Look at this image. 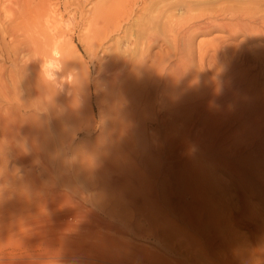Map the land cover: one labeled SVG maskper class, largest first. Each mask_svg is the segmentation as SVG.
I'll use <instances>...</instances> for the list:
<instances>
[{"label":"bare ground","instance_id":"bare-ground-1","mask_svg":"<svg viewBox=\"0 0 264 264\" xmlns=\"http://www.w3.org/2000/svg\"><path fill=\"white\" fill-rule=\"evenodd\" d=\"M135 1L109 0L111 30L120 29L121 23L129 20ZM197 1L190 0L189 4L180 8L181 12L185 11L186 13L187 22L183 25L180 24L183 18L180 14L178 16L171 12L168 15L166 29L171 33L174 45L186 44L187 36L193 30L210 28H217V30L219 28L231 36L242 34L246 39L264 37V0H217L220 1L219 6L207 13L203 12L204 9L197 8ZM203 1L208 2L209 0ZM160 4L159 6H161ZM54 6L47 3L46 0H22L21 2L17 0L16 7L11 10L12 17L6 23L3 18L1 19V14L6 12L9 7H6L5 0H0V59L11 66L9 69L4 64L0 66V96L5 101L3 105L0 104V189L2 190L0 193V202H2L0 203V264H36L37 259L42 261L49 256L62 259V256H67L69 253H74V255L77 253L90 254L89 252L93 251L88 245H81L77 248L70 247L68 244L71 238L81 239L85 233L93 231L94 226L90 222L92 221L90 215L93 214V211L88 209L90 215L86 211L77 212V215L75 212L73 213L74 217H82L81 223H77L73 218V220L71 219L73 223L67 224L68 232L53 233L52 239L47 240L46 230L58 227L57 221L60 219L57 220V218L56 221L53 218L45 217L44 210L50 208L54 203H63L62 205L72 203L71 197L70 194H63V192L55 194V197L49 200L46 184L44 185V182L42 183L40 179L38 180L30 173L34 161L43 163L44 167L50 166L49 169L46 168L50 176L63 171L64 162L60 158H56L64 150L70 151L73 148V139L81 126L75 129L79 114L77 113L78 109L70 107L71 104L74 106L73 101L75 100L74 96L70 97L69 95L72 88L67 93L65 92L66 97L62 98L60 95L62 92L60 86L63 70L61 54L64 32H59L61 20L59 16L61 17V14L59 13L60 15L58 14L57 17V11L55 9V12L53 9ZM211 8L213 7H210L209 10ZM7 16L9 17V15ZM156 36L154 33L145 36L148 46L157 41ZM130 42L133 43L131 39ZM218 47H216V51H218ZM148 54L143 53L140 55L141 57L136 58V56L133 59L126 57L127 55H124L125 57L113 56L112 62L109 63V74L101 73L102 76L100 75L94 83V91L97 93L99 89L105 93L107 99L109 98V120L112 124L115 127H122L128 134L130 132L138 133L141 137L138 144L129 147L134 157L138 158V163L135 164L137 165L136 170L139 169L140 172L148 176L149 172L156 169V159L160 157V151L167 149L168 155H165L169 159H167V163L164 162V171L156 173L155 179L153 177L139 178L138 184L130 187L144 193L137 204H147L150 201L146 197L148 194L150 197L168 199L174 191H177L178 186L174 185L176 173L172 160L176 141L175 133L180 134L191 127L207 131L227 130L229 135L234 132L240 134L245 130L251 132L264 129V85L247 77L243 71L241 73L242 64L237 65L235 62L236 65L234 63L231 66V71L228 69L230 75L228 79L216 81V79H212L214 71L210 68L204 70L206 75L200 76L197 73L184 72L183 69L181 73L182 70L177 71L178 68L173 67L175 64H171L176 70L175 72L174 69H166L167 66L169 67V63L168 57L164 54V57L158 58L155 56L150 58ZM149 59L151 60L150 65L147 64ZM181 61L185 62L179 56L177 61H174L177 63L176 67ZM188 61L190 62V60ZM199 67L201 66L199 65ZM202 82L205 84L204 87V84L201 85ZM86 83L87 92L91 93L93 83L89 80L88 75ZM93 116L91 109L89 117ZM86 126H82L80 130L89 132L90 130ZM110 130L109 126H102L92 142L82 143L83 145L88 144L82 146L85 148L84 154L92 151L88 146L103 144V147L109 148L107 133ZM154 132L158 134L155 135ZM73 149L71 161L74 172L77 174L79 172L77 157L82 153L77 148ZM114 150H118L119 155L127 160L133 158L122 145H117ZM196 152L188 153L185 159L188 166L182 167V165L179 169L178 173L183 180L181 188H179L183 192L186 188L196 197L200 195V199H203L201 189L206 181V170L201 164L205 159L216 162L222 152L220 149L209 146L197 147ZM262 155L261 161L264 163V153ZM255 157L256 152L252 151L238 159L242 165L240 170H237L239 180H234L233 184L237 187L238 204L243 207L242 216L248 214L249 217L255 218L252 229H246L248 235L244 241H249L251 247L254 246L256 254L264 257V212L261 211V207L258 209L251 203L255 196L264 203V167L257 166ZM82 159L84 158L82 157ZM11 160L27 166L25 176L14 177L13 172L16 167L9 168ZM85 163L86 169H83L86 173L91 167L88 166L90 163L87 164V161ZM135 165H133V169ZM162 165L164 167V164ZM76 179L79 185L85 186L87 189L90 188L91 184L85 177L78 174ZM239 182L246 185L247 189L239 188ZM3 183L12 187V190L8 191L6 187H1ZM75 187L70 185L71 194L82 197L83 192ZM7 191L10 193L5 197L4 194ZM179 192L181 194V191ZM184 193L186 194V192ZM108 194L109 192L105 193V195ZM196 197L194 200L198 208H202V213L200 215L192 214L194 207L189 205L185 210L187 215L183 214L188 222L183 233L185 235L192 233L191 237L194 238L203 236L207 232L210 237L221 235L226 240L225 244L229 243V248L233 247L235 253L241 254L237 245L240 240L237 242L236 233L229 224L237 217L234 215L232 219L230 217L224 219L217 211L216 206H212L210 203L206 204L204 200L199 201ZM122 199L129 201L127 195ZM120 200L116 196L115 204L118 205ZM36 213L38 215L34 216ZM73 214L71 213L72 217ZM92 216L94 218V215ZM186 218H184L185 221ZM175 222L178 223L177 220ZM180 223L181 226L183 223ZM69 226L70 228H68ZM33 237L38 241L33 240ZM63 252L68 253L64 254Z\"/></svg>","mask_w":264,"mask_h":264},{"label":"rangeland","instance_id":"rangeland-1","mask_svg":"<svg viewBox=\"0 0 264 264\" xmlns=\"http://www.w3.org/2000/svg\"><path fill=\"white\" fill-rule=\"evenodd\" d=\"M18 1L21 2L22 0ZM211 1L215 4H212ZM46 2L55 5L53 9L54 11L56 9L57 17L59 13L61 14V17L59 16L61 19L59 32H64V41L61 54L63 70L60 85L62 92L60 95L62 98L66 97L65 92L67 93L72 88L69 95L70 97L74 96L75 100L73 101L74 106L71 104L70 107L75 110L78 109L77 113L79 114L77 128L75 129H78V126L81 125L79 132L76 130L78 133L73 139V144L75 145H73V148L80 150L82 155H79V158L77 157V162L79 163V172L77 174L74 172L71 161L73 148L70 151L64 150L56 158H60L65 164L64 170L56 173L57 175L53 173V176H50L48 170H46L50 166L44 167L43 163L37 161L32 163L30 173L36 176L38 180L40 179L42 183L44 182V185L46 184L45 188L49 200L55 197V194L63 192V194H70L71 197L72 203L64 205H62L63 203H54L50 208L44 210L43 215L45 217L55 220L57 218V220L60 219L59 221L56 220L59 223V228L56 226L57 228L54 227L55 230L54 228L46 230L45 237L47 240L52 239L51 235L53 233L68 232L67 224H70L69 222H72L73 218L77 223H81L82 217H74L75 214L77 215V212L86 211L90 215L91 213L88 210L93 211V214L90 215V219L92 220L90 222L94 227L92 232L85 233L81 239L71 238L68 243L70 247L77 248L81 245H88L93 250L89 252L90 254L79 252L80 254L74 255V253L67 254L68 252H63L67 256H62V259L49 256L42 261L37 259L36 264H264V257L256 254L254 246L251 247L249 241H244L248 235L247 230L252 229L254 225L255 218L249 217L248 214L242 216L243 207L238 204L236 197L237 187L233 184L234 180H239L237 170H240L239 168H241L242 164L238 159L247 152L255 151L257 166L260 168L264 167L262 165L264 163L261 161L262 154L264 153V129L251 132L245 130L240 134L234 132V134L231 133L229 135V131L227 132V130L207 131L206 129H202L203 132L201 129L196 130L195 127H191L180 134L175 133L174 137L176 141L173 147L174 158L172 160L175 166L176 178L174 185L178 186L177 191H174L168 199L150 197L148 194L146 197L150 201L147 204H137L144 193L140 192L139 189L130 187L136 183L138 184L139 178L149 179L153 177L155 179L156 173L164 171L165 163L169 159L168 157L166 158V155H168L166 153L167 149L160 151L161 155L156 159V169L149 172L148 176L140 172L139 169L136 170L137 165L135 164L138 163V158L134 157L130 148L138 144L141 137L138 133H126L120 126L115 127L111 120H109V98L107 99L105 93L99 91V89L97 93L94 91V83L99 79L98 77L102 76V74H109V63L112 62L113 56L127 55L126 57L133 59L136 56V58L141 57L140 55L143 53H149L150 58L152 56L157 58L160 56L164 57V55L168 57L169 67L167 66L166 69L173 70V67H175V69L178 68L177 71L183 69L184 72L197 73L200 76H204L206 75L205 71L207 68H210L214 71H212V79H216V81L228 79L231 66L237 62V65L242 64V67H240L241 73L243 71L245 75L247 74V77L254 79L260 85H264V52H262L264 51V37L246 39L242 34L231 36L226 31L219 30V28L218 30L217 28H210L191 31L187 36L186 44L178 43L176 46L171 40V33L166 29L167 17L171 12L178 16L180 14L183 17L180 24L186 23V13L185 11L181 12L180 8L189 4L190 0H136L129 20L122 22L121 28L118 30H111L109 26V0H46ZM216 2L215 0H209L208 2L198 0L197 8L204 9V13L211 12V10L219 6L220 1L216 0ZM5 3L6 7L9 8L1 14V19L3 18L7 23L12 17L11 10L16 7L17 0H7V2L5 0ZM155 6L157 7V11ZM209 6L213 8L209 10ZM150 33L157 35V41L148 46L145 42V36ZM130 39L133 43L130 42ZM218 41L220 43H217ZM217 46H219L218 51L215 50ZM179 56L185 61L178 63L180 68L179 66L176 67L177 63H174ZM2 64L7 69L11 67L9 63H4L0 59V66ZM147 64H151L150 59L147 61ZM171 64H175V66ZM103 69H106L105 72ZM175 69L173 71L176 72ZM87 75L93 83L91 93L87 92ZM203 84L204 82L201 83V85ZM4 103V99L0 96V104L3 105ZM91 109L93 110V117H89ZM105 125L111 128L107 133L109 136V148L103 147L102 143V145L98 144L93 147L88 146L92 151L84 154L85 148L82 146L88 144L83 145L82 143L87 141L92 142L102 126ZM82 126L88 127L90 131L83 132L80 130ZM154 134L157 135L158 133L154 132ZM151 144L154 143L151 142ZM117 145H122L126 151L128 150V153H131V157L133 158L127 160L121 157L118 150H114ZM200 146L215 147L222 152L216 162L209 159L201 161V165L206 170V181L201 189L204 196L203 199H200V195V197L198 195L196 197L195 194L186 188V191L184 190L186 194L180 189L183 180L178 173L182 165V167L188 166L185 161L186 155L188 153H197L196 148ZM84 160L87 161V164H91L88 165L91 169L86 171V173L84 171L86 169V161ZM83 161L84 164L82 163ZM10 162L9 168L16 167L13 172L15 178L25 176L27 166L13 160ZM161 163L164 164V167ZM133 165H135L134 169L132 168ZM78 174L88 180L89 184H91L90 188L87 189V187L77 183L76 178ZM70 185L82 191L83 198L71 194L72 192L69 190ZM239 185V188L243 190L247 189L243 183L240 184L239 182ZM1 187H6L8 191L12 190V187L4 183ZM127 187L128 189H126ZM8 191L4 194L5 197L9 195L10 192ZM179 191H181V194ZM1 192L2 190L0 189ZM106 192H109V194L105 195ZM125 195L129 197V201L122 199ZM116 196L121 199L118 205L115 204ZM194 197L199 201L204 200L206 204L210 203V205L216 206L217 211L224 219H228L229 217L232 219L234 215L237 217L236 220H231L229 224H231L236 233L237 242L240 240L237 245L241 254L235 253L233 247H230V249L229 243L225 244L226 240L221 235V237H210L207 232L203 236L200 235L195 238L192 236V240V233L189 235L183 233L188 224L185 210L188 209L189 205L194 207L192 214L200 215L202 213V208H198ZM251 203L258 209L261 207V211L264 212V203L258 197L255 196L251 200ZM74 212L75 214H73ZM184 213L185 215H183ZM37 215L36 213L34 216ZM92 215H94V218ZM166 216L168 217L166 218ZM184 218H186V221ZM176 220L178 223L175 222ZM229 224L228 226H230ZM34 239L38 241L37 238L33 237ZM215 242L216 245L214 246ZM243 250H246V252Z\"/></svg>","mask_w":264,"mask_h":264}]
</instances>
